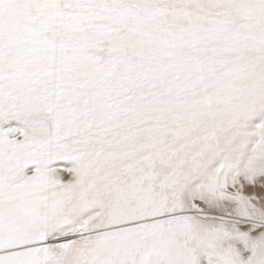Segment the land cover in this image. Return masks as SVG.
I'll use <instances>...</instances> for the list:
<instances>
[{"label":"snow or ice","instance_id":"snow-or-ice-1","mask_svg":"<svg viewBox=\"0 0 264 264\" xmlns=\"http://www.w3.org/2000/svg\"><path fill=\"white\" fill-rule=\"evenodd\" d=\"M0 264H264V0H0Z\"/></svg>","mask_w":264,"mask_h":264}]
</instances>
